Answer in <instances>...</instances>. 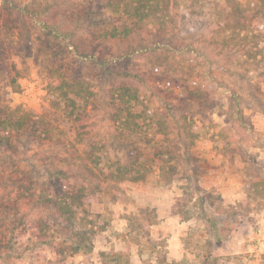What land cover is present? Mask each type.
Wrapping results in <instances>:
<instances>
[{
    "label": "rangeland",
    "instance_id": "rangeland-1",
    "mask_svg": "<svg viewBox=\"0 0 264 264\" xmlns=\"http://www.w3.org/2000/svg\"><path fill=\"white\" fill-rule=\"evenodd\" d=\"M19 1L21 5L33 3ZM240 2L244 14L253 16L257 0ZM226 13L224 0H180L167 24L149 21L146 25L150 29L147 41L166 43L172 48L170 60L175 62V71L163 76L167 79L162 82L163 92L153 88L157 78L146 72L155 56L136 59L142 67L137 72L143 75L136 86L140 96L137 107L150 109L155 117L150 130L154 139L144 147L154 174L145 180L109 183L96 201L79 210L76 227L86 233L90 249L70 257L71 264H135L127 252L131 247L157 253L159 264H175L166 255L168 231L156 233L153 223L158 220L157 207L162 201L168 215L185 222L181 240L189 255L181 264H264V25L247 22L234 28ZM84 19L82 33L73 38L82 49L90 42ZM103 27L111 28L109 18ZM3 37L10 50L12 77L17 79L7 87L11 105L47 121L54 138L64 135L67 120L54 98L60 91L57 84L79 69L90 71L94 96L85 121L89 135L104 151L109 149L112 158L125 163L128 152L113 140L115 127L106 110L108 80L99 74V68L82 59L71 43L66 45L68 40L61 39L65 46L55 56L27 31L10 36L4 30ZM9 73L0 71V95ZM184 75L205 87L209 102L214 104V108L204 107L206 114L194 117L200 133L194 143L190 135L184 139L186 133L179 128L184 104L178 101L176 78ZM234 93L236 105L247 116L242 122L230 106ZM71 148L77 160L87 149L83 142ZM171 149L175 151L172 156ZM158 157L175 164L181 177L170 183L160 180ZM32 171L38 183L48 179L42 166ZM144 200L159 205L137 206ZM31 216L38 215L33 211ZM120 219L127 220L132 233L116 229ZM217 225L232 233L226 244L214 248L216 234H222ZM20 237L19 249L11 257L0 258V264H59L52 246L34 244L30 233ZM150 258H141L136 264Z\"/></svg>",
    "mask_w": 264,
    "mask_h": 264
},
{
    "label": "trees",
    "instance_id": "trees-1",
    "mask_svg": "<svg viewBox=\"0 0 264 264\" xmlns=\"http://www.w3.org/2000/svg\"><path fill=\"white\" fill-rule=\"evenodd\" d=\"M32 2V5H21L19 0H2L0 4V71L3 74L10 71L9 79H2L4 93L0 95V258L13 256L19 249L20 235L30 233V237H35L34 244L53 247L59 264H71L70 257L90 249L86 233L76 227L79 210L96 201L109 183L140 181L154 174L148 156L144 155V147L152 142L150 130L155 117L150 109L137 107L140 96L136 86L143 81V75L137 72L142 67L136 59L141 55L155 56L146 72L157 78L153 88L164 92L162 82L165 84L167 80L164 74L175 71V62L170 60L172 48L162 41H147L150 29L146 25L149 21L167 24L180 0ZM224 3L227 20L234 28H242L247 22L264 25V0H257L251 17L244 14L240 0H224ZM83 17H86L90 41L86 49L73 39L82 33ZM108 18L112 29L103 27ZM4 30L10 36H21L27 31L43 48L49 46L55 56L65 46L61 39L68 40L66 45L71 43L82 59L99 68V74H104L108 80L109 109L106 110L108 120L115 127L113 140L128 152L125 163L112 158L109 149L104 151L89 135L85 121H88V106L94 96V75L90 71L79 69L67 80L65 77L61 85L57 84L60 91L54 98L67 120L64 135L54 138L47 121L22 111L21 106L11 105L7 87L17 79L12 77L9 68L10 50L5 44ZM176 79L178 101L184 104L179 128L186 133L184 139L190 135L194 143L200 136L194 117L206 114L204 107L214 108V104L209 102L206 88L195 78L184 75ZM231 97L230 106L242 122L247 116L236 105L237 94ZM77 142L87 147L79 160L73 157L76 151L71 148ZM170 152L172 156L175 151ZM158 158L160 180L170 183L181 177L169 159ZM38 165L44 168L48 178L40 183L32 177V170ZM39 184L44 186L41 188ZM31 211L38 216L32 217ZM215 228L222 230L214 240V248H218L232 231L227 232L218 225Z\"/></svg>",
    "mask_w": 264,
    "mask_h": 264
},
{
    "label": "crops",
    "instance_id": "crops-1",
    "mask_svg": "<svg viewBox=\"0 0 264 264\" xmlns=\"http://www.w3.org/2000/svg\"><path fill=\"white\" fill-rule=\"evenodd\" d=\"M122 204L124 206H129L127 205V203H122ZM136 204L137 206H142V207L143 206H152V207L156 206L157 207L159 205V203H154V202L151 203L150 201H146V200L137 202ZM163 204H165L164 201H162L160 205L157 207V212H160V215L158 217L157 222H153L155 223L154 225H157L155 232L158 233V231L160 230H165L166 232L168 231L167 233H169V238L167 239L168 244L166 246L168 248V251H166V255L167 257H169V260L175 261V264H181V261L186 256L189 255V254L186 255L187 252L181 240V237L186 233L184 229L185 222L178 219L176 215L174 216L168 215V211L164 210L168 207ZM164 212H167V213H164ZM124 221L120 219V226L117 227L116 229L121 231L122 233L123 232L132 233V231L128 228L127 220H124ZM105 232H107V230H105ZM132 248L133 247L128 249L127 252H129L128 254L131 257V261H133L135 264L138 263V261H140L141 258H147V256H150L151 258L149 260L143 261L142 264H159L157 253L150 254L147 250L139 251V250H133Z\"/></svg>",
    "mask_w": 264,
    "mask_h": 264
}]
</instances>
